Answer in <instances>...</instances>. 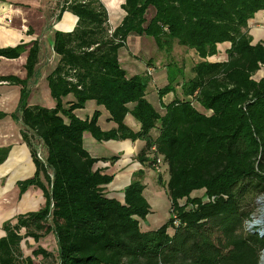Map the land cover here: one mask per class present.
I'll return each instance as SVG.
<instances>
[{
    "label": "trees",
    "instance_id": "obj_1",
    "mask_svg": "<svg viewBox=\"0 0 264 264\" xmlns=\"http://www.w3.org/2000/svg\"><path fill=\"white\" fill-rule=\"evenodd\" d=\"M123 10L124 21L112 31L101 0H64L62 13L78 22L72 32L55 35L54 52L61 60L48 77L55 108L27 104L26 83L38 64L37 45L29 52L27 80L0 76V83L23 86L22 136L36 174L19 182L20 193L36 187L46 198L39 211L4 224L0 264H34L21 244L49 234L57 239L58 255L34 251L42 264H261L264 236L249 231L247 224L264 197V79L254 80L264 68V43H252L249 24L264 12V0H126ZM132 35L153 38L167 53L175 42L196 52L202 62L193 69L195 77L183 83V100L160 109L147 99L150 77L127 76L119 52ZM224 44L231 45L228 60L210 62ZM26 48L0 49V58L18 59ZM176 67H168L172 82L160 91V99L184 76L183 70L173 73ZM69 95L76 102L65 107ZM89 101L105 107L117 128L104 132L99 112L79 119L75 111ZM196 103L211 114L198 110ZM128 114L141 124L139 132L126 125ZM86 133L99 142L146 143L139 161L154 171L160 167L158 182L166 185L172 201V217L165 225L153 231L141 228L151 213L143 172L126 189L123 202L105 196L104 187L114 178L94 170L99 160L84 147ZM36 141L47 151L43 160ZM10 151L0 148V166ZM197 191H204V197L192 198Z\"/></svg>",
    "mask_w": 264,
    "mask_h": 264
},
{
    "label": "crops",
    "instance_id": "obj_2",
    "mask_svg": "<svg viewBox=\"0 0 264 264\" xmlns=\"http://www.w3.org/2000/svg\"><path fill=\"white\" fill-rule=\"evenodd\" d=\"M101 2L108 11L109 25L114 31L122 24L127 15L123 10L126 0H101ZM63 4L64 0H0V49L15 48L22 44L27 46L26 51L18 59L0 58V76H12L27 80L26 64L29 52L35 45L40 49L35 74L26 83V88L29 91L27 99L29 107L38 106L53 109L57 105L51 97L48 83V77L55 71L61 60L60 56L54 52L55 35L57 32H72L78 22L72 14L62 13ZM263 25L264 12L257 14L249 24V33L254 45L264 43ZM136 37L135 35L130 36L126 46L119 52L120 62L127 72V76L131 78L148 75L152 81L154 75L159 71V66L167 72L172 63L178 64L183 69L184 76L179 77L175 90L160 99L159 93L166 87L158 84L152 85L150 81L147 99L149 100L150 91L154 93L158 97V106L154 105L160 109L177 99L183 100L185 98L182 90L183 83L195 77L193 69L202 60L195 51L181 47L177 43L178 46H174L169 54L166 51H160L153 38L139 36L143 40H135ZM139 43L149 44L160 54L161 59L157 62L152 60V57L149 59L139 57L138 54H141L137 53L140 51ZM230 47V44L219 46V54L210 58L209 61H227V51ZM150 54L148 56H151ZM262 69L264 68H261L258 73L263 72ZM22 90L23 86L21 85L0 83V114H4V117L0 118V148L11 147L8 159L0 166V238L6 236L3 229L5 223L16 222L19 216L37 212L46 205L44 192L40 188L32 187L21 195L18 185L19 182L31 179L36 174L32 153L22 136V132L25 131L20 110ZM63 102L65 107H69L76 102V99L73 95H69ZM196 104L199 109L204 110L200 104ZM96 112L100 114L98 124L104 132L117 128V125L110 120L111 115L107 109L97 105L95 101L87 102L83 109L75 111V115L81 120H87L92 119ZM80 113L84 115L82 116ZM203 113L211 114L206 110ZM125 123L135 132L141 130V124L131 114L127 115ZM153 136L155 138L159 136L158 130L153 132ZM100 146L105 147L103 153H97ZM84 147L93 158L99 160L94 170L114 178L111 184L104 187L103 192L107 198L123 202L126 189L136 180L137 174L140 172H143L144 196L146 199L150 196L151 189L148 188V184L152 179V174L156 175V172L150 164L139 161V155L146 147L144 141L99 142L91 134L86 133ZM129 148H131V152H127ZM42 157L45 156L42 155ZM198 192H194L191 197L196 198ZM24 241L21 244L23 254L25 257H32V253L36 249H33L31 253L27 252L24 249ZM41 248L55 256L58 254L57 243L50 246L51 250L48 249L47 244Z\"/></svg>",
    "mask_w": 264,
    "mask_h": 264
},
{
    "label": "rangeland",
    "instance_id": "obj_3",
    "mask_svg": "<svg viewBox=\"0 0 264 264\" xmlns=\"http://www.w3.org/2000/svg\"><path fill=\"white\" fill-rule=\"evenodd\" d=\"M153 15H154V10L152 9L149 11V13L147 15L148 20H150L153 17ZM135 36H137V35H135ZM144 37L150 38V37H146V36H144ZM136 38L137 39H135V40H138V39L143 40L142 38L140 39L139 36H137ZM174 46H178L176 44V42L172 44V50H173ZM138 47H139L140 51L137 53H141V54H138L139 57L145 58V59H149V57H152V60H155L157 62H158V60L161 59L160 54L157 53L154 50V48L152 49L149 46V44H143V43L140 44L139 43ZM163 52H165V51H163ZM149 54L151 56H148ZM171 65L178 67V68L177 67L174 68L173 73H175V70H183L182 68L179 67L178 64L172 63ZM158 69H159V71H157V74L154 75V77L152 78L151 84L152 85L158 84L159 86H164V87L170 86L171 82H172L170 72L169 71H167V72L163 71L162 70L163 68H161L160 66ZM262 70H264V69H262ZM254 79H257L260 81L263 80L264 79V71L255 75ZM177 83L178 82L176 81L172 84L174 86V88H176ZM149 100L153 104L158 106V103H157L158 97H156L154 93H151V91H150V95H149ZM195 106L197 109H199L198 108L199 106L197 104H195ZM199 110H201V109H199ZM201 111L204 112V110H201ZM80 114L82 116L84 115L83 113H80ZM38 143L39 142L36 141V144H38ZM37 146H38V152H40L43 156L46 157L45 152H47V151H46V149H44L42 144L39 143ZM104 150H105V147L100 146V149L98 150L97 153H100V152L103 153ZM109 152H111V151H109ZM127 152H131V148H129ZM151 158L153 159V156H151ZM155 172H156V175L152 174V177H151L152 179H150L149 184H148L149 185L148 188L151 189V192H150V196H148L147 199H148V202L151 206V213L149 214V216L147 217V219L145 221H141V227H142L143 231L156 230V229L160 228L161 226L165 225L172 217V201L168 195V190L166 188V185H161L158 182L159 171H155ZM160 172L163 176V180L166 183L168 181L167 169H164V167H163ZM196 195H197L196 196L197 198H200V197L202 198V197H204V191H199L198 193H196ZM186 203H187L186 200L181 202L182 205H185ZM257 204H258V207L255 211L256 214L253 216L254 219L251 221V223L256 221V220H259V221L263 222L262 225H260V228H264V197H262L261 199H258ZM247 227L250 228L249 223H248ZM250 230H251V228H250ZM56 243H57V239H56L54 234L43 235L38 242L34 241L32 238H26L24 241V249L27 252L31 253L33 249L39 250L41 248V246H44L47 244L48 249L51 250L50 246L52 244L55 245ZM57 245H58V243H57ZM32 258L34 260V264H42L44 262L42 256L35 257L33 255V253H32ZM261 264H264V262H262Z\"/></svg>",
    "mask_w": 264,
    "mask_h": 264
},
{
    "label": "built area",
    "instance_id": "obj_4",
    "mask_svg": "<svg viewBox=\"0 0 264 264\" xmlns=\"http://www.w3.org/2000/svg\"><path fill=\"white\" fill-rule=\"evenodd\" d=\"M38 157L41 159V160H43V157H42V154L39 152L38 153ZM159 164H161V160H159L158 161V165ZM156 169L159 171L160 170V167H156ZM253 219H254V217H253ZM262 223L263 222H261V221H259V220H256V221H254V222H249V224H250V228H251V230H250V228L248 227V230L249 231H252V230H255V229H257V232L261 235V236H264V228H260V225H262ZM252 225H255V226H253L252 227ZM247 226H248V224H247ZM262 227V226H261ZM262 259H261V263L262 262H264V251H263V254H262Z\"/></svg>",
    "mask_w": 264,
    "mask_h": 264
},
{
    "label": "water",
    "instance_id": "obj_5",
    "mask_svg": "<svg viewBox=\"0 0 264 264\" xmlns=\"http://www.w3.org/2000/svg\"><path fill=\"white\" fill-rule=\"evenodd\" d=\"M255 226V225H252V227Z\"/></svg>",
    "mask_w": 264,
    "mask_h": 264
}]
</instances>
